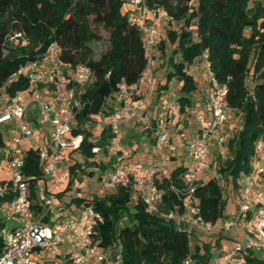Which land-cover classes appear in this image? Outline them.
<instances>
[{"label":"trees","instance_id":"16d2710c","mask_svg":"<svg viewBox=\"0 0 264 264\" xmlns=\"http://www.w3.org/2000/svg\"><path fill=\"white\" fill-rule=\"evenodd\" d=\"M252 0H146L150 6H161L182 23L180 32L168 31V39L176 45L168 58L169 67L165 87L174 79L182 82L180 111L191 105V95L197 91L194 77L187 68L208 55L216 81L227 87V104L231 112L241 113L242 127L227 140L228 156L218 160V173L231 179L238 189V181L255 170L259 159L257 144L264 139V2ZM199 2L197 8H192ZM123 0H0V90L14 96L27 89L28 82L20 77L7 85L37 53H44L53 42L60 46L58 59L67 72L80 64L88 65L95 81L81 89V107L74 112L72 138L82 137L79 148L69 151L68 188L88 175L94 177L100 163L93 148L98 141L87 125H94L95 117H108L106 105L117 97L120 84H134L147 65L141 33L128 20L132 8H125ZM92 23L109 31V49L99 59L93 57L91 43L99 40ZM23 31L29 38L28 47L13 46L12 32ZM39 50L35 52V49ZM163 39L158 50L164 52ZM159 52V51H158ZM43 84L40 85V87ZM33 121L35 117L28 110ZM36 125V123H34ZM37 127V126H36ZM110 140L109 127L101 137ZM6 143L0 131V148ZM22 173L28 179L30 198L35 213L43 211L39 186L46 181L44 162L29 147L24 149ZM187 167L178 166L160 182L164 190L162 209L183 212L185 195L173 189L182 183ZM11 184L2 181L0 187ZM200 213L207 222L218 223L226 215L227 199L217 177L196 187ZM6 193L0 200L10 199ZM78 205L93 206L103 216L94 237L109 251L112 264H184L192 256L190 235L179 230L173 221L146 212V207L133 188L120 187L92 199L74 200ZM4 220L0 218L2 229ZM5 246L0 234V253ZM116 246L119 250L115 252ZM264 253L247 251L237 256L236 264H264ZM63 264H71L63 257ZM108 263V262H107Z\"/></svg>","mask_w":264,"mask_h":264},{"label":"built area","instance_id":"2783aa9c","mask_svg":"<svg viewBox=\"0 0 264 264\" xmlns=\"http://www.w3.org/2000/svg\"><path fill=\"white\" fill-rule=\"evenodd\" d=\"M135 3L139 4V12L132 10L128 20L141 33L147 65L136 83L120 84L117 100L121 103V108L112 114L109 122L110 145L114 155L119 157L116 166L100 177L102 190L116 192L120 187L133 188L145 205L146 212L173 221L179 230L189 235L193 229L225 232L234 227L238 228L245 240V247H237L227 252L222 264H236L237 256L243 252L264 253V163L241 178L240 202L218 223L203 219L194 196L198 175L210 168L212 140L216 139L218 145H225L227 142L225 126L231 112L227 104V87L216 81L207 53L203 55L205 78L209 86L206 114L198 117L206 125L196 136L189 139L186 148L193 165L187 167L181 185L173 186L174 190L186 197L183 212L162 209L164 190L160 188V182L170 175L163 161H155L150 165L133 164L126 156L122 147L120 126L134 118L143 123L147 122L144 111L151 104V95L157 85L155 60L163 41L162 26L174 21V16L161 6H150L146 0H136ZM198 5L199 2H194L192 8L195 9ZM9 41L15 47H28L30 43L23 31L12 32ZM38 50L39 47L35 52ZM59 53V44L53 42L46 52L37 53L34 59L21 67L7 82V85H11L20 77H25L28 82L26 90L19 91L14 96L5 88L0 90V125H11L17 132L15 138L6 139L5 146L0 148V152H7L11 182L0 187V197H4L6 193L12 196L10 199L0 200V216L22 221L4 235L5 246L0 253V264H63L57 260L61 250L64 251L61 256L69 258L71 264H90L91 260L102 264L106 261V250L94 237L95 229L103 222L101 213L93 206L85 204L79 217L56 216L51 226L44 225V217L55 212V198L49 196L44 189H39V198L46 211L38 219L30 198L28 179L22 173L24 149L19 145L29 140L30 147L44 162L45 177L57 178L60 184H66L69 169L64 165L61 150L79 148L82 142L81 136L68 138L67 135L71 130L74 112L81 107V89L93 83L94 73L84 64L67 72L58 59ZM41 84L43 86L40 87ZM28 95H31V103L38 109L37 119L41 124L51 126L49 144L46 146L32 141L37 127L30 119L25 105ZM177 115L179 108L173 103L166 108L158 121L154 135L156 145L161 151L177 150L170 127L171 119ZM11 134L12 131L8 130L7 136ZM100 150L97 146L93 148L94 153ZM263 152L264 139H261L257 144L258 157ZM48 254L54 258H48ZM184 264H191V258L188 257Z\"/></svg>","mask_w":264,"mask_h":264},{"label":"crops","instance_id":"0c3cea01","mask_svg":"<svg viewBox=\"0 0 264 264\" xmlns=\"http://www.w3.org/2000/svg\"><path fill=\"white\" fill-rule=\"evenodd\" d=\"M197 63L198 62L194 63V65H197L198 67L197 69L198 71H200L201 67ZM187 71L188 73L191 74L189 68H187ZM201 74L202 77L204 78V85H199V86L197 85V91L195 92L196 95L195 97H193L194 93L191 95L190 98L191 105L185 106L183 113L180 111L181 103L179 102V98L181 96L180 89L182 86L181 80L178 78H174L168 84V86L165 87L166 80L162 79L161 77L162 80L159 81L161 85L159 86L157 80V85L151 95V104L146 106V109L144 111V114L148 118L147 122L143 123L140 122L138 118H134L126 123L121 124L120 136L122 139V147L131 163L150 165L155 161H163L164 166L167 169H170V167H172L173 165L175 168L178 166L189 167L193 165L192 157L188 153L186 148L187 143L189 139L196 136L199 133L200 129L206 125V122H202L198 119L199 116L206 114L205 106H206V100L208 97V89H209L208 82L205 78V74L203 72ZM157 89H159L160 91ZM156 90L157 92L154 94ZM173 103H176L179 108V115L174 116L172 118L173 120L171 119L170 122L171 131L173 130L172 128L174 127L177 128V133L172 134V140L176 144L177 150L175 152H169L167 150L161 151L156 145L154 130L158 127L159 124L158 121L162 116L163 112ZM25 105L27 107V110H29L30 113L33 114V116L35 117V120H33V122L36 123L37 126L35 137L32 141L37 143L43 142L41 146H46L47 144H49L50 128H51L50 124H41L40 121L37 119L38 109L34 104L31 103L30 95H28ZM120 108H121V103L117 100L116 97L114 99L109 100L106 105V111L108 113V117L106 118L100 116L97 117L99 118V122H101L102 124L97 126V128H101L99 134H97L96 136V140L98 141L97 147H99L101 150L98 153H96V159L100 163V168L96 169V174L94 176L95 179H100V177L105 171L112 170L116 166L119 156L114 155L113 149L110 145V141L105 136L101 137V133L103 129H107L109 127V122L112 114ZM235 113L236 112H230L227 124L225 126V132L228 129H231L230 121ZM73 123L74 120L72 122V125ZM46 125H49V127H46ZM8 130L12 131L11 137L15 138L17 136V132H15L11 128V125L10 126L8 125L6 126L4 131L5 138L7 136ZM181 134H184L185 136L183 137ZM67 137L72 138L71 132L67 135ZM224 146L226 145H218L217 140L213 139L211 153L218 148L223 149ZM66 149L67 148L62 149L63 150L62 157H63L64 165L68 166V162L70 161L68 155L69 151H67ZM2 153L3 156L1 155ZM1 156L2 159L0 160V162H5L6 165L5 166L0 165V168L4 167L3 169L6 171L7 176H9V162L7 158V152L5 150L1 151L0 157ZM186 158L191 160L190 163L184 165L181 164V162L185 161ZM79 178H80L79 179L80 183H78V180L75 181V184L73 185L72 189H67L68 184L66 183V184H62L63 188H60L59 191L56 192L53 191L51 188L52 187L58 188L59 186H61V184L57 181V178L55 179L46 178V181L40 183L39 189H44L49 196H53L55 198L54 201L55 212L50 216L46 215L43 219V223L46 222L48 223L49 226H51L53 224L54 217L65 215L66 212L68 213L69 210H71L72 204H76V206L79 209H81V207L86 203H82L78 205L74 201L77 198L84 197L87 199H92L95 196H98L96 194L97 188L94 191L90 192L88 191V187H87L89 183L91 184V180H93L94 178H88L86 176H83L81 178V175H79ZM199 180L200 179L198 175L196 182L197 185ZM74 188H76V190H73ZM85 192H89L88 193L89 196H86ZM45 211L46 208L43 205V211L40 214L35 213L37 218L40 219L41 217H43L45 215ZM68 216H72V215H68ZM79 216L80 215H76V217ZM227 216L228 215H225V217ZM0 217L3 220L5 219L2 216ZM5 225L6 224L4 223L2 229L4 228ZM14 227H16V225L13 226L11 229H13ZM9 231L7 233H9ZM231 242L232 243L236 242L234 239V234H231V232H214V234H210L209 236H205V235L202 236L201 239L197 238L196 242L194 243L195 249L192 250V256L190 257L191 264H222L224 255L227 252L231 251L232 249ZM212 246L213 247L217 246V253L215 255H214L215 250L213 249ZM109 251L106 252V256L108 255V258L110 257V255L108 254L110 253ZM111 260L112 259H108L107 264H112ZM94 263L95 261L91 260L90 264H94Z\"/></svg>","mask_w":264,"mask_h":264},{"label":"rangeland","instance_id":"374dc122","mask_svg":"<svg viewBox=\"0 0 264 264\" xmlns=\"http://www.w3.org/2000/svg\"><path fill=\"white\" fill-rule=\"evenodd\" d=\"M125 2V8H132L133 10H135L136 12H139V4L135 3L136 0H123ZM255 1V0H254ZM254 1L252 0L250 2V9H249V12H251L253 10V4H254ZM256 1H262L264 2V0H256ZM163 28V26H162ZM183 29V25L182 23H178V22H175L174 24H165L163 30H162V35H163V39L165 40L166 42V47H165V50L164 52L162 50H158V57L157 59L155 60V73H156V78H158V83L160 80L164 79L166 80V77H167V72H168V65H167V61H168V58L170 57L171 53L173 52V50L175 49V46L176 45H173L170 43L169 39H168V31H176V32H180L181 30ZM92 30L94 31L95 34H97L99 36V40H96L95 42L91 43V47H92V55L95 59H99L100 56L105 53L108 49H109V46H110V42H109V31L107 29H105L103 26H100V25H96L95 23H92ZM201 67V70L198 71V67L197 65H192V66H189V71L191 72V74L195 77L196 79V82H197V85H204V78L202 77V72L205 74L206 73V70H205V66H204V59H200L198 61V63ZM159 71V73H158ZM162 77V79H161ZM95 81V78L93 79V82ZM161 84L159 83V86ZM177 87V85H176ZM159 90V89H157ZM157 90L154 92V94L157 92ZM160 91V90H159ZM153 94V96H154ZM195 92H194V95L193 97H195ZM31 96V95H30ZM173 120V119H172ZM75 122V120H74ZM102 124L101 122H99V118L95 117L94 118V125H87V128L88 129H91L93 131V134H94V137L96 138L97 134H99L101 128H97L98 125ZM230 125H231V129H228L226 132H228V138L227 140H229L230 138H232L234 135H236L239 130L241 129L242 127V119H241V113H235L233 115V118L231 119L230 121ZM46 127H49V125H46ZM5 128L6 126H3V125H0V131H2L3 133H5ZM172 134H176L177 133V128H172ZM7 139H12L13 137L11 136H6ZM30 142L31 141H24L23 144L21 143L19 145L20 148L22 149H27L29 146H30ZM40 145L43 144V142H38ZM226 145V144H225ZM67 151H70L72 150V147L70 148H67L66 149ZM63 152V150H61V153ZM228 148H227V145L224 146L223 149H216L214 150L211 155H210V159H211V163H210V168L208 171L206 172H202L199 174V182H198V185H203V184H206L211 178L213 177H217L218 180H219V183L220 185L222 186L223 188V191H224V197L227 199V205H226V209H225V212H226V215H229L230 214V211L235 209L236 206L238 205V203L240 202V194H239V189H240V185H241V179H239L238 181V189H236L232 182H231V179H226L224 177H221L218 173V160L222 161L225 159L226 156H228ZM3 156V153L1 154ZM2 156L0 157V160L2 159ZM259 157L260 159L257 160L255 162V165L254 167L255 168H259L260 166L263 165L264 163V152L262 154H259ZM190 159L186 158L185 161H182L181 164H189L190 163ZM3 163V164H2ZM72 164V160H70L68 162V165ZM0 165L1 166H5V162H0ZM4 167H1L0 168V183L5 180V181H8L10 180V174L9 176H7V173L6 171L3 169ZM174 165L172 167H170V169H168L170 172L174 169ZM81 175V174H80ZM86 177L88 178H94L93 180H91V184L89 183L88 184V191L92 192L94 191L96 188V194L98 196H103L105 195L106 193H108L107 191H104L102 190L101 186H100V182H99V179H95V177H89L88 175H86ZM6 178V179H4ZM78 183H80V181H78ZM97 186V187H96ZM60 188H63V185L61 184V186H59L58 188H55V187H52L51 189L53 191H59ZM89 192H85V195L86 196H89L88 194ZM84 207V206H83ZM79 209L76 204H72L71 205V210H69V212L66 214L65 213V216H68V215H72V216H75L76 215H80L81 212H82V209ZM67 208V207H66ZM1 218V217H0ZM5 221V226L3 229H1L0 227V234L2 235H5L13 226H18L22 223V221L20 219H17V218H5L4 219ZM44 225H48V223L44 222L43 223ZM214 232H218V231H212V232H208V231H205V230H201V229H193L191 232H190V240H191V247H192V250L195 249V242L198 239H201L202 236H209L210 234H214ZM225 232H231V234H234V239H235V243L231 242L232 243V249H236L237 247H241V248H244L245 247V240L244 238L242 237L243 235L241 234V232L239 231L238 228L234 227V228H231L230 230L228 231H225ZM213 247V246H212ZM213 249L215 250L214 252V255L217 253V246L216 247H213ZM119 250V246H116L115 248V252ZM63 250H61V253L60 256L57 258V260H59L60 262L63 261ZM109 254V253H108ZM264 256V255H263ZM48 258H54L53 255L51 254H48L47 255ZM108 259H110V257L108 258V255L106 256V261L102 264H107L108 262ZM94 264H99V263H94Z\"/></svg>","mask_w":264,"mask_h":264}]
</instances>
